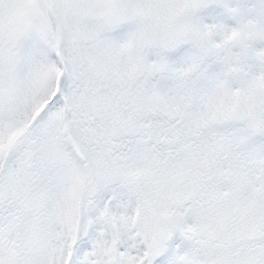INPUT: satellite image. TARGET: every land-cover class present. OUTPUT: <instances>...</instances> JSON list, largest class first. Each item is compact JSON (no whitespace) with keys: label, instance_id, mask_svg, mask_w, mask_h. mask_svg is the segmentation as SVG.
Listing matches in <instances>:
<instances>
[{"label":"snow or ice","instance_id":"obj_1","mask_svg":"<svg viewBox=\"0 0 264 264\" xmlns=\"http://www.w3.org/2000/svg\"><path fill=\"white\" fill-rule=\"evenodd\" d=\"M0 264H264V0H0Z\"/></svg>","mask_w":264,"mask_h":264}]
</instances>
